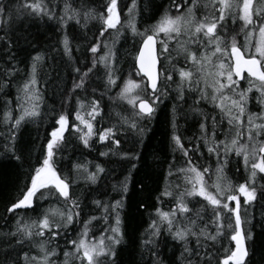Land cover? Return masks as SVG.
<instances>
[{"label": "trees", "instance_id": "obj_1", "mask_svg": "<svg viewBox=\"0 0 264 264\" xmlns=\"http://www.w3.org/2000/svg\"><path fill=\"white\" fill-rule=\"evenodd\" d=\"M198 1L196 10L199 15L203 16L202 7L198 9L201 0ZM23 2L24 0H0V6L11 10L12 13L9 21L8 12H5L3 20L7 22L0 24V37L6 36V39L11 40L13 45L9 51L5 40H0V258H3L5 250L11 257H16L17 253L22 257L20 246L16 245L9 235L15 231L17 220L22 223H31L50 206L64 207L62 202H58L53 195L45 192L43 199L38 198L39 194L34 198L31 208L18 209L14 214L6 211L12 203L22 198L27 187L30 186L31 175L35 168L42 164L46 155L50 133L58 126L56 120L59 115L69 114L71 125L74 122V113L77 108L76 97L80 99L87 97L100 101V115L93 121L96 134L89 141L90 147L86 148L79 139L80 133L69 127L64 133L61 147L55 151L53 158V166L57 172L62 177L74 181L70 191L73 198L79 200L81 209L79 222L70 225L60 238L48 245L49 248L58 246L57 255L52 257L53 264H64V251H71V245L67 241L77 238V234L89 217L102 216V208L97 207L93 201L99 200L107 203L121 199L120 192L114 190V186L118 189L126 177L128 178V191L123 194L124 208L121 211L124 240L116 246L114 264H154L157 259L162 264H181L179 257L184 245L180 241L173 240L166 225H161V235L157 238L155 246L146 248L141 241L147 239L145 230L150 221L157 219L156 209L169 211L175 204V199L172 197H161L158 201L157 196H160L166 186L174 192V195L185 187L183 175L175 174L176 169L186 167V160L172 140L174 131L181 137L184 147L190 149L189 156L193 164L201 170L209 169L210 175L206 176L205 180L209 185V191L215 194L213 185L216 183L217 156L215 153L208 152V146L211 145L204 144L201 138L200 123L204 121L206 114L209 117L207 123L210 134L211 117L217 118L216 141L225 140L224 133L228 131L229 126L226 118L221 120L220 109L210 97L212 96L211 87L206 89L208 98L200 99L199 91H189L185 86L183 99H180L177 91L180 77L178 71H173V69L187 70L191 65L185 62L183 55L177 56L175 51H172L170 53L171 62L160 57V67L167 69L173 78L171 81H164L160 84L161 98L154 105L155 113L150 118L137 117L132 106L117 97L120 88L106 86L105 70L99 63L97 69L90 74L86 88L77 90L69 100L73 81L79 79L73 68L79 67L81 71H84L91 67L92 54L87 49L99 37L102 21L90 19L85 24L81 17L79 24L75 20H68L62 25L58 17L63 15L65 3L71 4L74 9H81L83 5L94 9L96 13H103L107 0H46L57 19L21 17L18 20L16 8ZM173 3L184 4L186 8L191 5L192 0H136L133 13L136 15L134 23L137 30L143 32L146 27L154 25L165 11L175 14L178 10L172 7ZM131 4L132 0H118L121 33L109 29L101 37L105 42L114 40V35L118 37L119 68L116 71V75L120 77L117 80L118 85H123L129 77L135 81L140 80V77L135 74V56L141 45V37L134 35L128 27L130 20L128 8ZM211 13L212 9H210ZM225 27L229 37L236 36L240 44L244 43L245 33L242 31V21L237 19L233 22L230 18L225 22ZM65 34L69 37L72 48L71 59L64 54L61 44ZM175 48L176 44L170 43V49ZM103 51L104 49L101 48L98 55H102ZM37 53L44 55V61L39 66L37 75V87L42 97L39 108L41 114L35 119L23 122L17 131L14 143L16 156L20 157L17 160L15 157L10 158L5 151V146L11 147L12 143L7 139L9 122L4 120V112L11 111L13 116L19 115L17 97L23 95L21 89L29 78L31 57ZM10 55L14 56L11 62H9ZM13 66L15 72L8 75L6 70ZM200 87L204 88L203 82ZM141 91L143 98L150 97V90ZM263 98L258 91L253 90L250 93L248 110L252 113H261ZM120 116L127 117L129 122L135 121L137 128L133 129L129 124L122 123ZM85 118H87L86 115ZM113 125L116 126V139L120 140L118 152L116 155L110 152L107 156H101V152H108L110 149L117 151L110 142L99 141V133ZM261 138L264 139V137ZM197 147L198 150L191 151ZM124 153L128 154L127 157L122 155ZM134 156L138 158H131ZM220 159L221 161L224 159L223 155ZM85 163L89 171H95L97 164L105 169L95 184L84 179L85 173L73 169L74 164ZM170 165L174 173L171 176L168 175ZM224 172L225 182H231L233 185L244 183L250 175V172L245 169L243 158L237 157L235 153L229 155ZM254 183L257 198L246 210L243 198H241V216L250 221L243 227L251 228L253 233V239L246 241L249 250L247 264H264V194H262L264 193V187H262L264 186V175L258 173ZM176 185H180V188L177 189ZM187 203L192 212L187 214L186 218H179L180 226H185L189 220L195 219L196 211L200 210L201 219L197 220L198 227L195 230L198 231L199 228L208 225V230L214 232L215 226L211 224L213 213L207 201L203 197L196 196L189 198ZM141 204L144 205L143 208L140 207ZM232 204L234 206V202ZM111 222V220L105 222L103 219L92 221L89 226L90 236L98 237ZM223 223L225 225L229 223L226 216L223 217ZM231 234V230H227L225 236L215 243L201 240V245H206V250L214 254L212 264H217V259H223L226 254L225 249L234 248V242L229 239ZM188 244L189 247L195 248V237H190ZM30 249V254H36V250L26 242L23 250L29 251ZM198 251L201 256H204V247ZM20 264H23L22 259ZM203 264H207L206 257Z\"/></svg>", "mask_w": 264, "mask_h": 264}, {"label": "snow or ice", "instance_id": "obj_2", "mask_svg": "<svg viewBox=\"0 0 264 264\" xmlns=\"http://www.w3.org/2000/svg\"><path fill=\"white\" fill-rule=\"evenodd\" d=\"M197 5L198 0H192L191 5L186 8L184 4L173 3L172 7L178 10V15L173 17L168 11H165L154 25L146 27L143 32L137 30L131 19L128 21V27L133 34L141 37V46L135 56V74L140 77V82L129 77L123 85H118L117 80L120 77L116 75V53L111 45L101 39L109 29L119 32L117 26L121 25V19L118 0H107L103 13H96L94 9L83 5L81 9H74L71 4L65 3L63 15L58 17L62 25L66 24L68 20H75L79 24L81 17L85 24L90 19L102 21L99 37L87 49L92 54L91 67L84 71H81L79 67L73 68L79 79L73 81L68 99L71 100L72 95L77 90L86 88L90 74L97 69L99 63L105 70L106 86L119 87L120 91L117 93V97L131 105L137 117L150 118L155 113L154 105L161 98L160 84L164 81H171L173 78L167 69L158 68L160 57L171 62L170 53L172 51H175L177 56L183 55L185 62L191 67L187 70L183 68L173 69V71H178L180 77V83L177 85L179 98L183 99V92L187 86L189 91H199L201 93L200 99H207L206 89L211 87V99L220 109L221 120L226 118L229 126L228 131L224 133L225 140L216 141L217 118L211 117L210 134L207 123L209 117L206 114L204 121L200 123L201 138H203L206 146L211 145L208 146V152L215 153L217 156L216 183L213 185L215 194L208 191L209 185L205 180V177L210 175L209 169L203 168L201 170L193 164L189 156L190 149L184 147L181 137L176 135L174 131L172 140L186 160V167L176 169L175 174L183 175L185 187L177 195H174V192L166 186L160 196H157L158 201L161 197H172L175 199V204L169 211L156 209L157 219L150 221L145 230L147 239L142 240L141 243L146 248L155 246L157 238L161 235V225H166V229L173 240L180 241L184 245L179 257L181 264H203L205 257L207 264H212L214 254L206 250V245H201V240L215 243L225 236L227 230H231L232 234L229 239L235 242V246L225 249V256L223 259H217V264H247L249 250L246 241L253 239V233L251 228L243 227L250 221L241 216V198H243L246 210L257 198L255 178L258 173L264 174V139L261 138L264 137V112L249 114L246 110V103L248 93L253 88L264 96V0H210L212 13L200 19H197L195 15ZM204 7L208 8L209 5L206 4ZM135 8L136 0H132V4L128 8L129 17L132 16ZM6 11L9 21L12 18L11 10L0 6V24L7 22L3 20ZM16 13L18 20L21 17L57 19L53 9L48 7L46 0H24L22 4L17 6ZM230 18L233 19V22L236 19L242 21V31L245 33L243 44L237 41L236 36L229 37L225 22ZM257 30L258 38L253 43L252 38L256 36ZM0 40H5L10 51L13 46L12 41L7 40L6 36L0 37ZM170 43H175L176 48L170 49ZM61 44L64 54L71 59L72 48L66 34L61 40ZM157 45H159V54L157 53ZM101 48L105 51L102 55H98ZM13 59L14 56L10 55L9 62ZM31 61L29 78L21 89L23 95L17 97L19 115L13 116L11 111L4 112V120L9 122L7 139L12 143L11 147L5 146V151L10 158L15 157L17 160L20 159L19 156H16L14 147L17 131L23 122L28 119H35L41 114L39 108L42 97L37 87V75L38 68L44 61V55L37 53L31 57ZM6 72L8 75H12L15 72V67L7 69ZM209 77L211 78L210 82ZM241 79L249 80V88L238 91ZM201 82H203L204 88L200 87ZM138 90H150L151 95L148 99H144L137 94ZM227 93H231V95H227ZM76 104L74 122L71 125L69 124V114L59 115L56 120L58 126L53 128L50 133L46 145V155L42 164L35 168L31 175L30 186L27 187L22 198L12 203L6 211L14 214L18 209L31 208L34 198L39 194L38 198L43 199L45 192L53 195L58 202H62L64 207L50 206L31 223H22L17 220L15 231L9 235L15 244L20 246L22 257L19 253L16 257H11L5 250L3 258H0V264H20L21 259L23 264H53L52 257L57 255L58 246L49 248L48 245L60 238L70 225L79 222L80 202L73 198L70 191L74 181L62 177L53 166L55 151L61 147L64 141V133L69 127L80 133L79 139L86 148L90 147L89 141L96 134L93 121L100 115V101L87 97L85 99L76 97ZM85 110H87L86 114ZM117 115L119 116V114ZM120 120L122 123L129 124L133 129L137 128L136 122H129L127 117L120 116ZM115 128L116 126L113 125L99 133L100 142L108 141L117 150L112 151L110 149L108 152H101V156H107L110 152L113 155L117 154L120 140L116 139ZM195 150H198V147L191 151ZM231 153H235L237 157H242L245 169L250 172L248 179L238 185L225 182L224 169ZM122 155L127 157L128 154ZM221 155L224 157L222 161ZM73 169L85 173L84 179L93 184L97 182L99 175L105 171L99 164L95 165V171H89L87 163L74 164ZM173 174L170 165L168 175ZM176 188L179 189L180 185H176ZM114 190L120 192L121 199L107 203H102L99 200L93 201L97 207L102 208L103 214L101 217H89L84 222L82 230L77 234V238L67 241L71 245V251H64V264H69L70 261L72 264H114L116 246L124 240L121 211L124 208L123 194L128 191V178L126 177L121 182L118 189L114 186ZM196 196L203 197L207 201V205L211 207L213 213L211 224L215 226L214 232L208 230V225L199 228L198 231L195 230L198 227L197 220L201 219L200 210L196 211V218L189 220L187 225L180 226L178 223L180 217L186 218L187 214L192 212V209L188 207L186 198ZM232 202H234V206ZM140 207L143 208L144 205L141 204ZM224 216L229 220L227 225L223 223ZM99 219H103L105 222L111 220L112 222L99 237H91L89 226L92 221ZM190 237L196 239L195 248L189 247ZM26 242L36 250V254H30L31 249L29 251L23 250ZM202 247L205 248L204 256H201L198 251ZM154 264H162V262L157 259Z\"/></svg>", "mask_w": 264, "mask_h": 264}, {"label": "rangeland", "instance_id": "obj_3", "mask_svg": "<svg viewBox=\"0 0 264 264\" xmlns=\"http://www.w3.org/2000/svg\"><path fill=\"white\" fill-rule=\"evenodd\" d=\"M199 2V1H198ZM206 4H208L209 5V7L208 8H205L204 7V5H206ZM202 7V12H203V16L202 15H199L198 14V12H197V10H195V15H196V17H197V19H200L201 17H204L205 15H210V9H211V6H210V0H201V4L198 6V9H200ZM179 14V12L177 11L175 14H170L171 16H176V15H178ZM121 15V14H120ZM130 19L134 22L135 21V19H136V15L133 13L132 14V16L130 17ZM237 20V19H236ZM235 20V21H236ZM232 21H233V19H232ZM119 26L120 25H118L117 27L119 28ZM116 32V31H115ZM112 33H114V32H112ZM117 33H121V30H119V32H117ZM111 35H113V34H111ZM162 35V34H161ZM118 37L116 36V35H114V40H110V41H107V43L109 44V45H111L112 47H113V50L115 51V53H116V57H117V59H116V62H115V67H116V69L118 70V66H119V57H118V50H117V42L119 41L118 39H117ZM258 38V30H257V33H256V36L254 37V38H252V41H253V43L255 42V39H257ZM169 47H170V45H169ZM104 51H105V49H104ZM103 51V52H104ZM253 51H254V49H253ZM103 54V53H102ZM216 62H218V61H216ZM227 62V61H226ZM209 71H211V69H209ZM247 74H245V76H246ZM234 79H236L235 77H234ZM137 81V80H136ZM209 81H211V78H210V80ZM137 82H140V80H138ZM146 82V81H145ZM241 84H242V86H241ZM142 87H143V85H142ZM249 88V80L248 79H243V81H241V82H239V87H238V91H243V90H246V89H248ZM253 90H256L255 88H253L252 89V91ZM251 91V92H252ZM257 91V90H256ZM141 90H138V92H137V94L138 95H142L141 94ZM251 92H249L248 93V100H247V103H246V110H247V113H249V114H258V113H252V112H250L249 110H248V104H249V99H250V93ZM258 93L260 94V92L258 91ZM227 95H231V93H227ZM261 95V94H260ZM143 97V96H142ZM264 97V96H263ZM233 98H237V97H233ZM261 105H262V107H263V109H262V112H264V98H263V100L261 101ZM208 191H209V189H208ZM188 200H189V198H186V201L188 202ZM105 230L103 229V231H101V233L102 232H104ZM100 233V234H101ZM106 234H110V233H106ZM100 235H98V237H99ZM69 264H71V262H69Z\"/></svg>", "mask_w": 264, "mask_h": 264}, {"label": "water", "instance_id": "obj_4", "mask_svg": "<svg viewBox=\"0 0 264 264\" xmlns=\"http://www.w3.org/2000/svg\"><path fill=\"white\" fill-rule=\"evenodd\" d=\"M141 46V45H140ZM157 53L159 54V50H158V45H157ZM158 68H160V63L158 64ZM246 74V73H245ZM240 81H243V79H241ZM264 175V174H263ZM235 244V242H234Z\"/></svg>", "mask_w": 264, "mask_h": 264}, {"label": "flooded vegetation", "instance_id": "obj_5", "mask_svg": "<svg viewBox=\"0 0 264 264\" xmlns=\"http://www.w3.org/2000/svg\"><path fill=\"white\" fill-rule=\"evenodd\" d=\"M211 97V96H210ZM214 158H216V157H214Z\"/></svg>", "mask_w": 264, "mask_h": 264}]
</instances>
